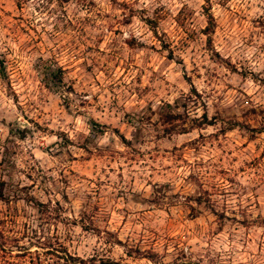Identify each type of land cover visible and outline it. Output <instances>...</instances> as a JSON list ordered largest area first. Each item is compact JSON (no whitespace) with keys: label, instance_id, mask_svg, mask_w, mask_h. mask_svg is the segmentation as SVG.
Here are the masks:
<instances>
[{"label":"rangeland","instance_id":"374dc122","mask_svg":"<svg viewBox=\"0 0 264 264\" xmlns=\"http://www.w3.org/2000/svg\"><path fill=\"white\" fill-rule=\"evenodd\" d=\"M0 58L12 253L264 264V0H0Z\"/></svg>","mask_w":264,"mask_h":264},{"label":"trees","instance_id":"16d2710c","mask_svg":"<svg viewBox=\"0 0 264 264\" xmlns=\"http://www.w3.org/2000/svg\"><path fill=\"white\" fill-rule=\"evenodd\" d=\"M203 8V15L205 17L204 34L209 39V34L213 30V17L207 7ZM153 30V29H152ZM3 59L0 58V77H3ZM45 84H58L62 86L61 70L59 68L52 69L50 66L43 68ZM202 120L206 122V115L202 113ZM35 248L31 249L28 243L25 246L18 247L14 253L10 249V245L5 243L4 234L0 229V264H83L82 259L76 256H71L66 249L59 243H52L50 241L40 242L36 241ZM19 246V245H18ZM61 262V263H59Z\"/></svg>","mask_w":264,"mask_h":264}]
</instances>
